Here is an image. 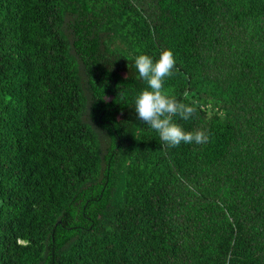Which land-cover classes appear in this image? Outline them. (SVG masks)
I'll list each match as a JSON object with an SVG mask.
<instances>
[{"label":"trees","instance_id":"16d2710c","mask_svg":"<svg viewBox=\"0 0 264 264\" xmlns=\"http://www.w3.org/2000/svg\"><path fill=\"white\" fill-rule=\"evenodd\" d=\"M166 49L204 143L134 110ZM0 264H264V0H0Z\"/></svg>","mask_w":264,"mask_h":264},{"label":"clouds","instance_id":"9594fccd","mask_svg":"<svg viewBox=\"0 0 264 264\" xmlns=\"http://www.w3.org/2000/svg\"><path fill=\"white\" fill-rule=\"evenodd\" d=\"M134 64L139 78L147 85L134 100L138 119L157 132L160 140L170 147H178L181 143L206 142L208 136L205 132L185 131L173 121L176 116L184 121L190 120L195 115L196 108L177 101L164 90L165 79L179 71L176 69V60L171 50H163L155 61L148 55H138Z\"/></svg>","mask_w":264,"mask_h":264}]
</instances>
